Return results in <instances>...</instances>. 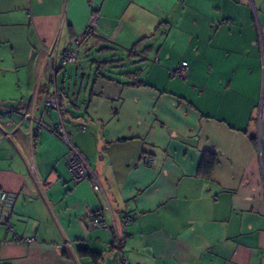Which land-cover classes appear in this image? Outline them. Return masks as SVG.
<instances>
[{"label": "crops", "instance_id": "1", "mask_svg": "<svg viewBox=\"0 0 264 264\" xmlns=\"http://www.w3.org/2000/svg\"><path fill=\"white\" fill-rule=\"evenodd\" d=\"M66 47L77 63L51 75ZM112 58L137 80L94 81ZM262 79L264 0H0V264H117L114 227L129 264H264ZM60 92L62 117L44 105Z\"/></svg>", "mask_w": 264, "mask_h": 264}, {"label": "built area", "instance_id": "2", "mask_svg": "<svg viewBox=\"0 0 264 264\" xmlns=\"http://www.w3.org/2000/svg\"><path fill=\"white\" fill-rule=\"evenodd\" d=\"M98 20V15L96 13H92L83 30V35H87L93 32L95 25ZM79 40H76L78 42ZM79 48H70L66 47L64 50L61 51L60 57L58 60H54V62L50 63L49 65V73L51 75L55 74L57 69L65 64H75L78 59L79 55ZM185 68H186V62L183 61L179 64V66L176 68L174 74L180 77H183L185 75ZM262 103H264V79H262V85H261V100H260V108L262 106ZM44 105L58 108V102L55 95H48L44 98ZM54 132L64 141L68 142L67 133L64 125V121L61 117H59L58 121L53 126ZM69 144V143H68ZM153 161V158L149 154H142L140 158V162L146 165H151ZM68 169L71 174L72 180L75 183H78L84 179L90 178V167L86 161V159L83 157V155L71 144H69V157H68ZM93 186L95 189L99 187V183L94 181ZM0 200L5 201L7 204H10L13 200L12 196H9L5 191L0 192ZM131 220L130 215H125L123 217V224H127ZM1 222V219H0ZM92 222L94 225L102 227V228H108V224L104 219L101 218L100 214L95 213L92 215ZM9 230H13L12 226L8 225ZM125 236V232H121V234L117 231V229L114 227V230L112 232V241L108 244L113 247L116 251L117 256V264H129V261L124 253L123 250V238ZM33 238H27V241H31Z\"/></svg>", "mask_w": 264, "mask_h": 264}, {"label": "trees", "instance_id": "3", "mask_svg": "<svg viewBox=\"0 0 264 264\" xmlns=\"http://www.w3.org/2000/svg\"><path fill=\"white\" fill-rule=\"evenodd\" d=\"M107 48L108 47H104V48H101V50L107 49ZM138 62L139 61H135L133 59L131 60L129 58H126V59H114V58H112L111 60L94 59V60L91 61V64H92V67H93V80L97 81L99 78L114 79V77L108 76V75H106V73L113 74V73H115V69L121 70V71H117L116 72L120 76H126V77H129L131 79L137 80L138 73H139L138 70L139 69H136V70L134 69L132 71L131 70L125 71L123 68H125L126 65L128 67L131 66V65L133 66V65H135ZM62 67H63V65H62ZM132 84L133 85H142L144 83L142 81L138 80V81H135ZM57 96H58L57 100L60 103L58 108H59L60 116L62 117L63 110L60 107H61V104H62L61 102L63 100V96H62L61 92L58 93ZM216 161H217L216 154L211 153V152L204 153L202 158H201V164H200L201 172L208 177L210 175L211 170L214 167ZM79 252L81 254L95 255V253H93L92 251L88 250L87 248H83V247L79 249Z\"/></svg>", "mask_w": 264, "mask_h": 264}, {"label": "rangeland", "instance_id": "4", "mask_svg": "<svg viewBox=\"0 0 264 264\" xmlns=\"http://www.w3.org/2000/svg\"><path fill=\"white\" fill-rule=\"evenodd\" d=\"M130 57H131V56H130ZM139 78H140V79H142V78H143V76H139ZM56 98H57V96H56ZM57 102H58V100H57Z\"/></svg>", "mask_w": 264, "mask_h": 264}]
</instances>
